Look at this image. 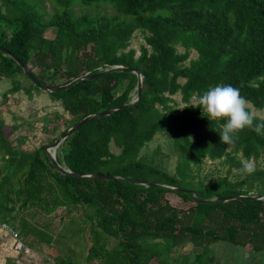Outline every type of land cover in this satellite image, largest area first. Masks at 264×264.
<instances>
[{
  "label": "trees",
  "instance_id": "trees-1",
  "mask_svg": "<svg viewBox=\"0 0 264 264\" xmlns=\"http://www.w3.org/2000/svg\"><path fill=\"white\" fill-rule=\"evenodd\" d=\"M1 1L0 46L43 87L119 65L142 76L139 104L73 132L56 150L58 162L74 173L152 180L187 192L63 175L44 151L57 138L31 152L16 149L0 117L2 221L11 217L18 188L22 210H62L89 223V258L99 264H203L209 245L220 241L264 252V201L200 205L191 196L264 195V135L246 129L234 145H225L216 122L191 103L210 87L231 85L264 110V0H47L49 16L40 8L46 0ZM137 32L145 40L138 55L131 46ZM19 74L23 69L0 52V79L15 81L11 93L24 90L14 80ZM132 93L137 97L135 74L111 72L47 95L69 115V130L88 116L131 103ZM176 95L183 108H177ZM262 120L256 116L255 123ZM157 139L161 144L151 149ZM244 160L254 162L253 174L239 171ZM206 161L226 172L214 169L215 176L201 177ZM187 242L203 252L192 262H177L172 255Z\"/></svg>",
  "mask_w": 264,
  "mask_h": 264
},
{
  "label": "crops",
  "instance_id": "crops-1",
  "mask_svg": "<svg viewBox=\"0 0 264 264\" xmlns=\"http://www.w3.org/2000/svg\"><path fill=\"white\" fill-rule=\"evenodd\" d=\"M17 79L19 81L22 80L18 76ZM7 81L8 84L3 89V92L0 91V101L6 92L15 95V93H11L12 87L10 84L12 81L10 79H7ZM22 85L24 86L23 89L27 91L23 90L20 93H27L29 98H31L30 101L35 102L38 98L43 97L27 88L24 81ZM25 141V138H20L15 141L16 144L10 142L13 146L15 145L16 149H23ZM17 194H19L18 188L13 196V212L11 217L3 221L0 219V264H56V261L63 264H69L70 262L72 264H99L98 259L89 258L91 234L89 229L84 226L89 223H85L83 218L77 216L79 224L83 226L81 248L78 247L79 250L76 252L72 251L71 253L69 246L64 245V248L68 249L69 253L56 256L51 250L54 243L58 246L57 242L64 241L63 234L66 232L65 229L68 226H63L60 232L54 233V217L56 215H48L42 208L33 211H30V209H20L23 202L22 199L17 197ZM16 243L22 245L24 249L15 250L14 245ZM59 248L62 249V247ZM208 249L207 258L203 264H264V252L252 251L248 247H238L230 242L220 241L212 243ZM77 252H82V254L77 255ZM202 252V247H196L191 242H187L177 255H172V258L174 257L179 262L182 258L188 257L189 261L192 262L195 260L196 255H200ZM52 258L54 261L51 260ZM159 259L160 261H165V257L163 256ZM153 264H159V262H153Z\"/></svg>",
  "mask_w": 264,
  "mask_h": 264
},
{
  "label": "rangeland",
  "instance_id": "rangeland-1",
  "mask_svg": "<svg viewBox=\"0 0 264 264\" xmlns=\"http://www.w3.org/2000/svg\"><path fill=\"white\" fill-rule=\"evenodd\" d=\"M28 1L30 3H33L38 0H28ZM1 3L2 1L0 0V4ZM40 8L46 13V16H49L52 13V9H53L51 3L47 0L41 4ZM82 9L86 10L85 8H81L80 6L75 7L76 11ZM134 36L135 37L132 39L131 46L132 48L137 50V55H138L140 47L145 43V40L141 35V33L137 32ZM46 37L53 38L52 32L48 31L46 33ZM179 52H182V50L179 49ZM190 55H191V59H194L197 56L196 52L194 51H191ZM17 76L19 79H22L19 81L20 86L24 87L22 85L24 81L27 88H30L35 93L43 97L38 98L34 102V101H30L31 98H29V95L27 93L26 94L20 93V91L23 90H20L19 93H15V95L6 92V94L3 95L0 101V111H1L0 117L4 121V125L6 127L5 133L8 140L11 141L13 144H16L15 143L16 140H19L20 138L23 139L25 138L26 141L25 144L23 145V149L29 152V151H34L35 149L40 148L47 143H50L54 138H58L61 132H63L65 129H68L69 127L68 122L71 119L69 115L63 111V109L59 106L58 103L51 101L50 96L43 94L42 92H38L35 88H33L31 81L26 76L22 74H19ZM17 76L15 75L14 80L17 79ZM13 82L15 84V81H12L10 84L12 89L15 88V85L13 86ZM7 84H8L7 79L5 78L0 79L1 92H3V89L6 87ZM131 95L134 100L136 98V94L132 93ZM173 99L177 103H179V107L177 108H183V104L182 103L180 104L181 102L180 95L174 96ZM192 105L196 106V104H192ZM249 107L250 110L253 111L256 116L260 118H264V110L263 111L256 110L251 104ZM160 144L161 141L157 139L150 145V148L157 149V147ZM48 146L49 145H47V147ZM217 163L218 162L210 163L209 161H206L205 168L201 172V177H204L205 175H208L209 177L215 176L216 173L214 174L215 172L214 169H218L219 173L223 175L226 172V167L218 166ZM234 172L237 171L234 170ZM147 181H152V180H147ZM168 199H170V195L168 196ZM77 216H78L77 213L74 216H70V217L66 216L62 213V210H60L54 217V233L60 232L61 229H63V226L66 227L68 226L65 229L66 232L63 234L65 238L64 241H61L60 243L57 242L58 246L55 245L56 243H54L53 245V249L51 250V252L54 253V255L58 256V255L68 254L69 250L64 248V245L69 246L71 253L72 251L76 252L77 250H79V248H81L82 245L81 239L83 238L81 228H83V226L79 224L78 222L79 220L77 219ZM59 247H62V249H60ZM76 254L80 255L82 254V252H77ZM51 260L54 261L53 258ZM75 262H76V258H75Z\"/></svg>",
  "mask_w": 264,
  "mask_h": 264
},
{
  "label": "water",
  "instance_id": "water-1",
  "mask_svg": "<svg viewBox=\"0 0 264 264\" xmlns=\"http://www.w3.org/2000/svg\"><path fill=\"white\" fill-rule=\"evenodd\" d=\"M0 51L1 53L5 54L6 56L10 57L11 59L14 60V62L23 69L24 75L32 82V84L38 88L41 92L45 94H56V93H61L69 90L70 88L74 87L75 85L79 84V82L82 81H89L92 79H95L99 77L102 74L106 73H111V72H132L135 74L136 77V91H137V97L135 100H133L130 104H127L125 106H122L121 108L115 109V110H110L106 112H102L99 114L91 115L83 119L82 121L78 122L76 125L72 126L69 130L67 129L61 136H59L50 146L44 149L46 151V154L51 162V164L55 167V169L63 174V175H68L76 178H110V179H117V180H122V181H128L131 183H137V184H143L146 185V187H158V188H164L166 190H169L171 192H174L176 194H186V191L177 189V188H172V187H167V185H161L153 181H143V180H138V179H132V178H123L119 176H114L109 173L105 174H100V173H94V174H81V173H74L70 171L68 168L65 166L61 165L57 158H56V150L58 147L74 132H76L78 129L86 126L89 124L91 121L96 120V119H102V118H107L111 117L117 113H120L122 111H126L137 104L141 101V96H142V76L139 71H137L134 68L127 67V66H112L106 70L100 71L95 74H84L65 86H60L56 88H45L43 87L40 82L36 79L34 76V73L32 70H30L28 67H26L22 62H20L15 55L10 53L9 51L5 50L2 46H0ZM54 152V153H53ZM192 199L194 202L200 205H216V204H225V203H230V202H235V201H264V195L261 197L258 196H253V197H246V196H237V197H230V198H219V199H214V200H201L199 199L195 193H191Z\"/></svg>",
  "mask_w": 264,
  "mask_h": 264
},
{
  "label": "clouds",
  "instance_id": "clouds-1",
  "mask_svg": "<svg viewBox=\"0 0 264 264\" xmlns=\"http://www.w3.org/2000/svg\"><path fill=\"white\" fill-rule=\"evenodd\" d=\"M192 99L196 102L195 107L206 113L211 122H216L223 144L234 145L240 138L239 134L246 129L264 135V120L255 123L256 115L250 110V101L241 95L238 88L216 85ZM255 170L252 160H244L239 171L251 175Z\"/></svg>",
  "mask_w": 264,
  "mask_h": 264
},
{
  "label": "built area",
  "instance_id": "built-area-1",
  "mask_svg": "<svg viewBox=\"0 0 264 264\" xmlns=\"http://www.w3.org/2000/svg\"><path fill=\"white\" fill-rule=\"evenodd\" d=\"M4 228L7 229L6 227H4ZM14 249H15V250H22V249H24V247H23L22 245L16 243V244L14 245Z\"/></svg>",
  "mask_w": 264,
  "mask_h": 264
},
{
  "label": "bare ground",
  "instance_id": "bare-ground-1",
  "mask_svg": "<svg viewBox=\"0 0 264 264\" xmlns=\"http://www.w3.org/2000/svg\"><path fill=\"white\" fill-rule=\"evenodd\" d=\"M191 103L192 104H196V102L193 100V99H191ZM130 104V103H129ZM54 153V152H53ZM214 200V199H213Z\"/></svg>",
  "mask_w": 264,
  "mask_h": 264
}]
</instances>
